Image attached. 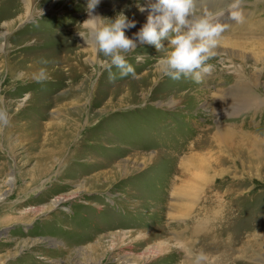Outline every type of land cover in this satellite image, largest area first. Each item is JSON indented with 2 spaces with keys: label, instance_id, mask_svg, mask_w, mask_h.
Returning a JSON list of instances; mask_svg holds the SVG:
<instances>
[{
  "label": "rangeland",
  "instance_id": "1",
  "mask_svg": "<svg viewBox=\"0 0 264 264\" xmlns=\"http://www.w3.org/2000/svg\"><path fill=\"white\" fill-rule=\"evenodd\" d=\"M243 2V22L228 19L220 38L238 46L215 50L209 78L196 83L154 76L168 49L140 43L126 55L137 78L113 67L110 80L100 64L107 58L77 37L88 35L87 0H0V107L11 116L0 132V264H174L178 253L176 264H191L182 257L199 253L191 227L218 225L216 215L235 246L226 264H264V156L257 152L250 168L244 153L229 157L222 148L237 133L263 140L264 106L249 114L210 109L237 74L256 81L264 100V0ZM150 3L101 0L93 15L105 24L120 13L136 21ZM41 70L47 79L37 82ZM160 229L171 239L155 242L165 240L169 254L139 251ZM177 232L187 239L175 241ZM248 238L258 249L243 248Z\"/></svg>",
  "mask_w": 264,
  "mask_h": 264
},
{
  "label": "clouds",
  "instance_id": "2",
  "mask_svg": "<svg viewBox=\"0 0 264 264\" xmlns=\"http://www.w3.org/2000/svg\"><path fill=\"white\" fill-rule=\"evenodd\" d=\"M101 0H87L88 19L83 22L87 30L79 35L86 44L91 43L96 53L102 54L105 60L101 67L109 71V79L116 77L112 68L119 70L121 78H137L134 67L128 63L126 55L137 49L140 44L153 45L158 52L168 49L158 60L162 76L172 80L191 78L200 83L205 74L212 71L208 63L215 56L219 40L228 25L223 17L236 23L244 20L241 11L243 0H228L226 7L219 12H205L197 15L198 0H156L139 11L148 12L146 23L135 33V39L126 36L125 30L136 26L135 20H129L123 13L105 24L103 18L93 15ZM167 41V46L164 41ZM37 82L47 79L46 72L41 70L36 76ZM11 116L6 107H0V132L9 127ZM191 264H209V257L203 251L189 253Z\"/></svg>",
  "mask_w": 264,
  "mask_h": 264
},
{
  "label": "bare ground",
  "instance_id": "3",
  "mask_svg": "<svg viewBox=\"0 0 264 264\" xmlns=\"http://www.w3.org/2000/svg\"><path fill=\"white\" fill-rule=\"evenodd\" d=\"M149 2L155 3L156 0H149ZM227 3H228V0H198L197 10H196L197 15H202L205 12H213V13L219 12L220 10H222V9H224L226 7ZM243 3L244 2H242V5H244ZM241 11H242L244 17L248 14V12L245 11L243 7H241ZM147 15H148V12L147 11L140 13V17L136 20V26H135V27H137V26L138 27L136 29H134L135 31L133 30L134 32H138L140 30V28L144 25L142 23L144 20H145V23H146ZM222 19H223V22H227L228 21L227 16L223 17ZM5 25L7 26V24H5ZM126 36L129 37V38H131V39H135V36L133 37L132 35L130 36V35H127V34H126ZM77 37H79L80 38V41L82 42L81 36L78 35ZM138 43L139 42H137V44ZM221 45L222 46L231 45L232 47H237L238 46L237 42H231V41H226V40H219L218 46H217V48L215 50L220 49ZM93 49H94V46L92 45V50ZM223 53H226V54H228V53L237 54L238 52H235L234 53V51L229 52V51L223 50ZM215 54H217V51L215 52ZM156 68L157 69L154 71V76H156V77L161 76V72H160L159 66L156 67ZM237 73H239V70H237ZM209 75H210V73L209 74H205L203 76V78L204 79L205 78H209ZM221 81H220V83H221ZM233 81H234V84L231 87L229 86L230 88H228L226 90H223V89L219 88L216 91L217 93H220L221 94V97L222 98L219 99L220 102H216V103L214 102L215 105H211V108H210L211 109V114L216 115V114H218L220 112H227V113H234V114H243V113L249 114L250 112H253L255 109H258V108L264 106V100H261L259 97H257L256 96L257 94L255 95V93H256L255 88L258 87L256 81H254V80H252L250 78V81L248 80L249 83H247L246 80H245V78L244 77H240L239 74L236 75V77H235V79H233ZM135 88H136V86H135ZM174 88H175V90L177 89V91L175 92V94L177 92L180 93V91H182L181 90V86H179V85H177ZM137 89H138V91L139 90L140 91L143 90V85H140V86L137 85ZM132 90H134V88ZM167 91H169V90H167ZM170 91H171V89H170ZM134 93H136V92H134ZM183 98H185V97H183ZM175 104H176V100L173 101V99H172V101H170L168 103L169 106H173ZM208 121H210V119H208ZM209 131H212L211 126H210V130ZM239 134H240V132H239ZM250 134H254V132H251ZM259 136H257V140L255 141V138L252 135L251 136L250 135H247V134L246 135H238V133H237L235 135V137L232 138L228 143L224 144L222 146V148L224 149V152L227 153L226 155H229V157H231V156L234 157V156H237L239 153H241V154L244 153L246 155V157H247V161H249V163H251L250 164V168H253L254 165H255V163L258 162V160L261 159L260 157H257L258 156L257 154L260 152L264 156V138H263V140H261V138ZM262 137H264V135H262ZM240 141L242 142V145L240 143H238ZM198 145H199V148L202 149V150H208V149H211L212 148V145H210L208 143H203V144H198ZM223 161H225V160H223ZM255 168L257 169V166ZM206 171H208V168H204V173H202L201 176H204V174L206 173ZM206 174H205V177H207ZM181 175H183V174H181ZM204 179H206V178H204ZM179 191H181V192H179L180 195L181 194L182 195H186V194H188L190 192V190H188L189 192H182V190H179ZM178 200H179V202L181 201L180 198H176V201H178ZM57 204H58V201L54 202L53 203V206L55 207V205H57ZM220 206H222V205H220ZM223 207H226V206H223ZM206 213H209V212L207 211ZM223 216L224 215H222V216L221 215L220 216H218V215L211 216V217H213V220L217 219V221H219V223H218V225H215V226L213 225L210 228H206V226H208L207 224H209L208 222L211 219H208L209 221H205V222H202L201 221L202 223H200V225H197L196 227H193L192 226L191 229H190V233H189L190 236H188L189 239H192V238L195 239V244H193V242H190V246H193L194 245V247H196V250L198 252L203 251L204 253L207 254V256H209V255H215V262L213 264H226V261L228 260L227 257L228 256H233V253H234V251L232 250V248H234L235 246L234 247L231 246L232 245V243L230 242L231 239H230L229 236H226L225 230H224L225 227L223 228V226H224L223 225L224 224L223 222L224 221H223V219H221ZM228 217H230V216H228ZM228 217H227V219H228ZM223 218L225 219V216ZM197 219H200V218H197ZM196 220H195V222L197 223ZM253 229L254 228H252V231H254ZM257 231H259V230L257 229ZM257 231L256 232L254 231V234L252 233L253 234V237H255V236L258 237V232ZM167 234L165 233V229H160L158 231L152 232V236L151 237L147 238V240H144L143 239V240H141L139 242V248H140L139 251H143L144 249H142L141 247L144 246V245H147V248L146 249L149 250L148 253H150L151 256H154L155 257L156 255H159V254L160 255H164L166 253L169 254V252H170L169 245L165 241L166 240L165 238H168L167 237L168 236ZM170 234H172L174 236V240L175 241H178V242H181L182 240H186L187 239V235H188V234L187 235L185 234L183 236V234L181 232L170 233ZM156 238L157 239H165V240L164 241L162 240V242L160 241V242L157 243V242H155V239ZM170 239L171 238H168V240H170ZM254 239H256V238H253V239L248 238L249 242H245L243 248L246 249V248H249L250 247L251 249H253L252 247H257V249H258L260 243L257 240H254ZM148 243H150L151 245H149ZM185 244H186V242H185ZM187 245H188V243H187ZM261 247H263V246L260 245V248ZM245 249H243V251H245ZM143 254L144 253L142 252V255ZM188 254H189L188 251H186V253H185L184 256H182L180 254V256L185 257V259H186L184 261V263H189L190 262L188 260L189 259ZM244 254H246V253H244ZM177 255L179 256V253ZM177 255L175 254V256H177ZM178 256L176 257L175 260L173 258H170V261L171 262H174V264H176V261H177ZM212 258H214V257H212ZM138 259L136 261H133V262L129 263V264H139V261H141V260H138ZM123 264H125V263L123 262ZM177 264H179V263H177Z\"/></svg>",
  "mask_w": 264,
  "mask_h": 264
}]
</instances>
